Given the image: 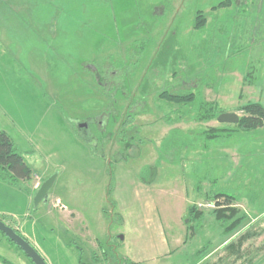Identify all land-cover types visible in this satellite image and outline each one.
<instances>
[{
  "label": "rangeland",
  "instance_id": "rangeland-1",
  "mask_svg": "<svg viewBox=\"0 0 264 264\" xmlns=\"http://www.w3.org/2000/svg\"><path fill=\"white\" fill-rule=\"evenodd\" d=\"M220 1H48L60 11L59 39L68 45L34 51L44 59L51 55L58 72L54 68V78L32 80L39 88L33 90L29 81L10 79L18 93L3 95L4 102L14 105L18 94L26 96L37 109L30 117L12 110V116L19 115L13 116L15 122L0 110V127L34 170L29 182L39 186L56 174L47 199L36 206L32 201L38 218L33 233L48 255H60L63 243L75 250L81 263L93 259L125 264L127 255L151 264L156 234L138 222L147 199L173 232L182 225L196 228V215L205 211L203 230L188 234L187 250L205 246L207 240L216 242L223 232V237L233 235L222 247L231 250L235 264H264V127L206 141L203 130L234 123L198 118L200 104L208 101L238 116L242 112L235 109L243 103L264 104V0H230L214 7ZM66 9L70 12H63ZM198 10L205 22L195 28ZM92 63L104 78L116 69L118 74L126 71L127 83L105 90L88 69ZM44 75L51 76L49 69ZM188 91L194 99L185 106L162 95ZM127 110L133 114L130 125L137 127L132 152L118 163L112 158L108 162L106 157L118 146L110 137L122 135L120 122ZM85 117L94 121L96 150L77 133L76 124ZM98 123L104 126L101 130ZM16 135L31 138L33 150L27 151ZM104 135L109 137L102 140ZM143 184H148L146 190H136ZM19 186L13 187L26 191ZM36 190L26 191L32 200ZM13 193L19 202L20 195ZM216 193L233 194L232 205L237 201L239 213L246 214L231 233L225 232L230 220L219 224L220 232L211 222L223 202ZM212 230L214 235H209ZM244 231L249 234L240 244ZM230 243L236 246L231 249ZM1 259L31 264L0 232L3 264Z\"/></svg>",
  "mask_w": 264,
  "mask_h": 264
},
{
  "label": "crops",
  "instance_id": "crops-1",
  "mask_svg": "<svg viewBox=\"0 0 264 264\" xmlns=\"http://www.w3.org/2000/svg\"><path fill=\"white\" fill-rule=\"evenodd\" d=\"M48 1L49 0H0V100L3 102V104H0V110L13 121H15V118H18L19 115L15 113V115H13L14 118L10 114V111L17 109L23 110L25 116L30 117L37 109L34 104L28 101L26 96L21 94H18V98L14 105H6L2 96H10L18 93L16 90L17 87L11 85L10 79L29 81L32 90L39 89L32 80L50 77L52 79L54 78V76L51 75L52 70L55 68V73H57L58 69L57 63H53L54 61L51 55L45 58L46 61L42 56H39L38 50H34L39 47H43V49L48 47L47 51L49 52L51 47L59 48L60 46L68 45V42H61V40L64 39L63 37L59 39L60 11L57 7H53ZM67 11L70 12V9L63 10V12ZM15 41H17L18 44L15 43ZM56 59L58 60L59 57L56 56ZM47 69H49L51 76L44 75L45 77H43ZM0 129L3 128L0 127ZM16 138L20 139L24 148L26 146L27 151L33 150L31 138L30 140L20 138L19 136ZM15 145L17 146V144ZM17 148L19 147L17 146ZM33 171L32 169V172ZM33 174L37 175L35 172ZM30 180H24L23 182L19 181L18 183L21 185L19 187H23L26 191H35L38 186L37 184L40 182L34 184L30 183ZM146 185L148 186V184H143L137 187L136 190H146ZM13 186L16 185L0 182V218H2L5 223L19 230V233L33 244L39 253L42 251L43 254H45V261L48 264H100L98 261L93 262V259L81 263L82 261H80V259H75V250L70 249L71 247L69 246H65L66 244L62 242V250L58 249L60 255L56 256L53 254L54 256H51L48 255L49 253L47 251L44 252V247H41L38 239H36V234L33 233V231L36 230L38 218L34 217L35 213L32 211V196H30L28 192L26 193V191ZM13 192L20 195L19 202H17V199L15 200L16 196ZM235 203L237 207L240 206L237 201ZM143 207L144 213L139 217L138 222L150 229L153 232V236H155V233L157 237H155V239L158 241L157 246L155 245L153 247L154 251L151 257V264H176L177 261L180 259L183 260V258L185 261L183 264H235L231 250L222 247L233 235L223 237V232H221V237L218 241L213 242L212 240H207L205 246L203 243H200L198 248L195 247L191 251L187 250L188 234L190 236L196 235L198 233L195 232L196 228L199 231L203 230L201 226L203 224L202 219L204 218L205 211H203L201 215H196V217L199 216L198 220L195 222L196 228L192 224L182 225V228H179L177 232H173L174 230L168 228L166 219L158 214L159 211L157 213L158 209L154 202L146 199L143 201ZM28 217H31V219H27ZM187 222H189V219L186 220L184 224ZM211 222L217 224L218 231L220 232L219 223L216 221L215 217H212ZM189 229L191 232H189ZM209 235H214L213 230ZM228 247L233 249L231 245ZM67 251L70 253V256H68ZM88 254H90V252ZM177 254H180L182 258L180 257L178 259L176 256ZM126 261L125 264H141L140 261L130 258L127 255ZM108 263L106 262L105 264ZM241 263L243 262H238L237 264Z\"/></svg>",
  "mask_w": 264,
  "mask_h": 264
},
{
  "label": "trees",
  "instance_id": "trees-1",
  "mask_svg": "<svg viewBox=\"0 0 264 264\" xmlns=\"http://www.w3.org/2000/svg\"><path fill=\"white\" fill-rule=\"evenodd\" d=\"M229 2H230V0H222L214 7H216V8L217 7H223V6L228 5ZM204 22H205V18L201 14V12L198 10L196 12L195 17H194L193 26L195 28H199L200 26H202L204 24ZM133 63H137V60H133ZM105 64L109 65L110 63L105 62ZM105 67H107V66H105ZM89 68H90V71L93 74V76L96 77V79H99V77H102L100 75L102 72L97 68V66L94 63H92L91 66L88 67V69ZM122 70H123V68H122ZM119 71L120 70H118V69L113 70L111 72L110 76L112 75L113 72L118 73ZM123 72H124L123 74H118V76H116L122 82V86H120L121 88L123 87V85H125L127 83L126 77H128L130 75V74L128 75L126 71H123ZM249 74H250L249 70L246 71L245 72V78ZM123 78H125V79H123ZM123 82H125V83H123ZM181 82H179V83H181ZM98 83L102 84L100 82H98ZM173 85H178V84L173 83ZM102 87L104 88L105 86L102 85ZM110 87L114 88L113 86H110ZM114 89H116V88H114ZM105 90H108V88L105 87ZM168 93L169 92L162 93V95H164L168 101H174V103H176L180 106H185L186 104L191 103L194 99L193 92H191V91L183 92V93H179V94H177V93L176 94L175 93H169L168 94ZM200 107L202 110L198 112V118H203L206 120L212 119L214 117L217 118V115L220 112L225 111L224 109L219 107V105L216 101L204 102V103L200 104ZM235 110L241 111L242 114L239 115L238 121L236 123H234L233 126H231V127L230 126H217V127L211 126V127H208L207 129H205L201 132L203 134L204 138H206V141H212L213 139H217V137L221 138V137L230 136L231 134L235 133V131H238V130H253L256 128L264 127V104L263 103H260L259 101L247 102V103L241 104ZM170 112L171 111H169L168 113H170ZM124 113H125V115L123 117V120L120 122V126H121L120 133L123 136H127L131 132L132 133L131 138H134L136 135L135 130H137V127L135 125H130V123L133 119V114L128 113V110H127V112L125 111ZM84 119H90V118L85 117ZM84 119H82V120H84ZM130 143H132V140ZM31 173H32V169L24 161L22 154L18 150V148L15 145L14 141L12 140L10 134L4 129H0V182H4L7 184H11V185H16V184H18V182L20 180H23V181L28 180L31 176ZM214 196L216 198L219 197V198L223 199V202L220 203L218 205V208L214 210V217L218 220V223L220 225L224 224V221L230 220V222L225 227V232L231 233L237 227L241 226L240 224L245 220L246 214L245 213L240 214L238 207L235 205L234 206L232 205V202H234V195L233 194L216 193V194H214ZM197 213H200V212H197ZM197 215H199V214H197ZM200 215H201V213H200ZM0 220L3 221L2 218H0ZM6 224H8V223H6ZM9 226H11V225H9ZM12 228H14V227H12ZM14 230H16V232L19 233V230L15 229V228H14ZM248 234H249V232H245V231L242 232V234L239 237V240H240L239 243L240 244L242 243L243 239L246 236L248 237ZM4 237L12 245H14L5 235H4ZM230 244H231V246L235 245L233 243H230ZM14 246L16 248H18L16 245H14ZM27 259L30 261L31 264H33L32 261L28 257H27ZM106 259L108 261V257ZM1 260H2L3 264H11V262H9L8 260H5V259H1Z\"/></svg>",
  "mask_w": 264,
  "mask_h": 264
},
{
  "label": "water",
  "instance_id": "water-1",
  "mask_svg": "<svg viewBox=\"0 0 264 264\" xmlns=\"http://www.w3.org/2000/svg\"><path fill=\"white\" fill-rule=\"evenodd\" d=\"M238 119L239 116L235 112L224 111L217 115V120L220 122L236 123ZM55 177L56 174H51L41 182L33 196V205L36 206L40 201H45L47 199L48 190ZM0 232L3 233L14 245H16L32 261L33 264H47L43 256L28 240L2 220H0Z\"/></svg>",
  "mask_w": 264,
  "mask_h": 264
},
{
  "label": "flooded vegetation",
  "instance_id": "flooded-vegetation-1",
  "mask_svg": "<svg viewBox=\"0 0 264 264\" xmlns=\"http://www.w3.org/2000/svg\"><path fill=\"white\" fill-rule=\"evenodd\" d=\"M112 74L113 75H111L107 78L106 77L104 78V76L99 77V79H97V80H98V82L102 83L106 88L113 86L116 89H120L121 88L120 86H122V82L118 79V77H116V76H118L117 75L118 73L113 72ZM174 86H176V85H174ZM99 123L96 125H97L98 129L101 130L104 126L102 125L103 127H101V125ZM93 125H94V121L92 119H84V120L79 121L76 124V130H77V133L79 134V136H81L86 143L90 144L91 147L94 150H96L98 142L95 141V138H94L93 134L91 133V127ZM131 134L132 133L130 132V134H128L127 136L114 135L113 137L112 136L110 137V138L114 139V142L118 146H117V149L113 150L110 153V156L106 157V160L108 159V162L112 158L114 162L118 163V162L126 159L127 155L132 152V150L130 149V147H131L130 142L132 140ZM108 137L109 136L104 135V136H102V140H105ZM100 154H102L101 156L105 155L104 152L102 151V149H101ZM150 170L152 171V173H154V167L151 166Z\"/></svg>",
  "mask_w": 264,
  "mask_h": 264
}]
</instances>
